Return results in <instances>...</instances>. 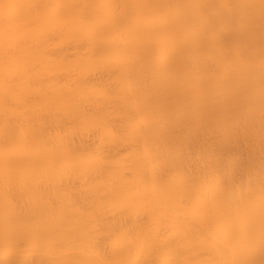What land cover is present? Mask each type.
Returning <instances> with one entry per match:
<instances>
[{"label":"bare ground","instance_id":"bare-ground-1","mask_svg":"<svg viewBox=\"0 0 264 264\" xmlns=\"http://www.w3.org/2000/svg\"><path fill=\"white\" fill-rule=\"evenodd\" d=\"M0 264H264V0H0Z\"/></svg>","mask_w":264,"mask_h":264}]
</instances>
